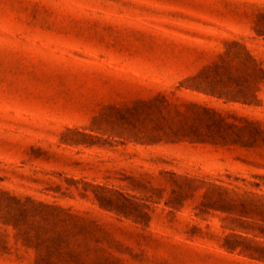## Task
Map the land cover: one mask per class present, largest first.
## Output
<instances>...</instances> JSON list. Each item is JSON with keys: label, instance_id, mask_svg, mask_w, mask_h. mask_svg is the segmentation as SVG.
Segmentation results:
<instances>
[{"label": "rangeland", "instance_id": "374dc122", "mask_svg": "<svg viewBox=\"0 0 264 264\" xmlns=\"http://www.w3.org/2000/svg\"><path fill=\"white\" fill-rule=\"evenodd\" d=\"M0 264H264V0H0Z\"/></svg>", "mask_w": 264, "mask_h": 264}]
</instances>
